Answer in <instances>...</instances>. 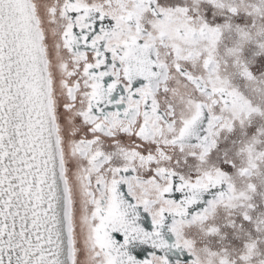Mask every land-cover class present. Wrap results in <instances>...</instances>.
<instances>
[{"label":"snow or ice","instance_id":"snow-or-ice-1","mask_svg":"<svg viewBox=\"0 0 264 264\" xmlns=\"http://www.w3.org/2000/svg\"><path fill=\"white\" fill-rule=\"evenodd\" d=\"M0 264H264V0H0Z\"/></svg>","mask_w":264,"mask_h":264}]
</instances>
